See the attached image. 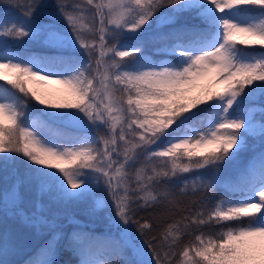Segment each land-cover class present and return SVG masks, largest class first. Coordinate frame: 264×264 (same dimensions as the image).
I'll return each mask as SVG.
<instances>
[{
	"label": "snow or ice",
	"instance_id": "snow-or-ice-1",
	"mask_svg": "<svg viewBox=\"0 0 264 264\" xmlns=\"http://www.w3.org/2000/svg\"><path fill=\"white\" fill-rule=\"evenodd\" d=\"M0 4V166L15 177L0 201L50 232L25 264H55L66 225L48 208L87 201L114 231L69 216L78 264H264V0ZM198 193L141 239L137 211Z\"/></svg>",
	"mask_w": 264,
	"mask_h": 264
},
{
	"label": "trees",
	"instance_id": "trees-1",
	"mask_svg": "<svg viewBox=\"0 0 264 264\" xmlns=\"http://www.w3.org/2000/svg\"><path fill=\"white\" fill-rule=\"evenodd\" d=\"M48 5H52L54 0H44ZM0 7H3L0 4ZM51 7L47 9V11H51ZM45 11V10H41ZM38 20L46 21V17L37 16ZM184 18H181V22H183ZM192 23H197L198 21L192 20ZM126 39V38H125ZM34 51H38V47H33ZM86 59V57H85ZM33 106L42 107L36 105V102H32ZM256 143L252 138H249V150L247 152L241 153V161L242 163L247 162L248 158L253 155L251 150V146ZM259 151V147L257 148ZM231 169V166L225 168V173L227 174ZM17 170L20 175L23 176L24 166L17 165ZM15 177L11 175V166L7 171L0 166V190H2L5 186L11 185L14 181ZM21 192L24 194V203L21 205L22 208L28 213H31L33 209V204L36 199L35 188L28 189L27 186L21 188ZM201 193L196 194L195 196L187 195V196H179L177 195V199L180 200V210L166 208L165 206H157L152 209H141L137 211L136 218L141 219L143 222L144 219H147L150 224H152V230L147 233L146 236L141 237V239H148L152 236L159 237L160 230L165 226L166 223L171 222L172 219L177 218L178 214H182L183 210H185L189 205L198 206ZM218 198V197H216ZM43 202L47 205L48 200L45 197ZM168 209L166 215H163V211ZM53 213H60V218L58 219V223L62 225H66L60 231L64 233V236L59 241L57 245V254L54 257L55 264H78L79 257L74 254L71 250V245L68 240V235L76 228L75 225H70L67 223V218L69 216L74 217L75 219L83 222V224L87 225L84 229L85 231L92 232L97 235L112 233L111 228L108 227V221L105 219L108 214L107 210H100L96 212L91 211V201L70 204L67 206H59V205H51L46 211L45 215L51 219ZM18 216L13 215H5L4 207L2 201H0V236L6 237L7 242L6 245L0 246V263L9 259L10 264H25V261L30 257L34 256L37 249H39L50 236V232L47 228H42L41 232L38 234L37 232H32L31 226L24 222H20L18 220ZM99 219H102L100 221ZM107 221V222H106ZM134 235H137L136 226L132 225L131 229ZM211 229H206V231H210ZM11 250V254L9 256L4 254V251ZM23 251V252H20ZM5 255V256H4ZM123 264V261H121Z\"/></svg>",
	"mask_w": 264,
	"mask_h": 264
},
{
	"label": "rangeland",
	"instance_id": "rangeland-1",
	"mask_svg": "<svg viewBox=\"0 0 264 264\" xmlns=\"http://www.w3.org/2000/svg\"><path fill=\"white\" fill-rule=\"evenodd\" d=\"M257 199H258V198H257ZM107 211L109 212V211H112V210H111V209H108ZM167 212H168V209L164 210L162 214H163V215H166ZM9 215H10V213H9ZM18 220H21V218L19 217ZM99 220L102 221V219H99ZM20 222H23V221L21 220ZM106 222H107V221H106ZM113 231H114V230L111 229V232H113ZM32 232H37V231H36L35 228H32ZM20 252H23V251H20ZM4 254L7 255V256H9V255L11 254V250H8V251H6V252L4 251ZM5 255H4V256H5ZM7 262H8V264H10L9 259H7ZM0 264H3V262L0 263Z\"/></svg>",
	"mask_w": 264,
	"mask_h": 264
}]
</instances>
